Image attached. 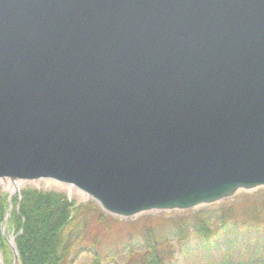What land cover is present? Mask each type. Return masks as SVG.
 <instances>
[{
  "label": "water",
  "instance_id": "water-1",
  "mask_svg": "<svg viewBox=\"0 0 264 264\" xmlns=\"http://www.w3.org/2000/svg\"><path fill=\"white\" fill-rule=\"evenodd\" d=\"M39 181L125 220L263 188L264 0H0V185Z\"/></svg>",
  "mask_w": 264,
  "mask_h": 264
},
{
  "label": "trees",
  "instance_id": "trees-1",
  "mask_svg": "<svg viewBox=\"0 0 264 264\" xmlns=\"http://www.w3.org/2000/svg\"><path fill=\"white\" fill-rule=\"evenodd\" d=\"M10 203L7 232L15 235L19 264H73L82 251L90 253L89 264L104 263L98 242L111 217L94 203L76 205L62 192L30 187L21 189L19 196H12ZM8 206L7 194L0 190V250L5 264L11 263V251L2 234ZM187 215L191 217L186 218ZM75 221L83 223L82 240L86 225L104 228L91 234L88 250L72 233L70 227ZM169 222L168 228L146 227L138 240L129 237L116 252L108 250L106 262L264 264V199L208 206L175 216Z\"/></svg>",
  "mask_w": 264,
  "mask_h": 264
},
{
  "label": "rangeland",
  "instance_id": "rangeland-1",
  "mask_svg": "<svg viewBox=\"0 0 264 264\" xmlns=\"http://www.w3.org/2000/svg\"><path fill=\"white\" fill-rule=\"evenodd\" d=\"M25 187H30V188H34V189H38V190H43V191L53 190L56 192H62L67 196L68 199L75 200L76 205L88 203V202H83V198L81 197V195L78 194L77 192H75L74 190H70L67 187H63L60 184H57V183H54L51 181H39L37 183H30ZM25 187H22V188L20 187L19 190H21ZM0 190L7 194L8 204H11L10 200H11L12 196H14V195L19 196V194H20V191H19L18 193L11 195L10 199L8 200V194L9 193L7 191H3L1 185H0ZM262 199H264V187L256 190L252 195H247V194H243L240 192L230 201L224 202L220 205H213V206H209V207L228 206V205H232V204L246 203V202L255 201V200L260 201ZM91 202L94 203L95 205H97L95 202H93V201H91ZM206 207H208V206H206ZM202 208H204V207H202ZM199 209H201V208H198L196 210H199ZM11 210H12V205H11ZM196 210L183 212V213H176V214L166 213V212L141 214L139 216H136V217H133V218H130L127 220L108 215L111 218L108 220V226L106 227V229L102 233V236L100 237L99 242H98V249L101 252V255L104 259L103 264H113V263H107L106 262L105 254L108 250L111 249L112 251H115V252L118 251L121 244L124 241H126L129 237H131L132 240H138L139 234L146 227L150 226L152 228H159V227L160 228H162V227L168 228L169 224H170L169 221H171V219L174 218L175 216L180 217L181 214H185V213L191 214L192 212H194ZM9 214H10V212H9ZM190 217H191L190 215L186 216V218H190ZM112 218L114 220H112ZM70 228L73 231L72 233L74 235H77L80 237V239L78 241L81 242L80 244H82V246L84 248H86L87 250H88V248H90L89 246L91 245V234L94 232H97L100 229H101V231L104 229L101 226L93 227L91 224L86 225L87 231L85 232V239L82 240V235H83L82 230L84 228L83 223H81V221H75V222H73V224ZM2 234H3L6 242L9 239V237H11L13 234L12 231L7 232V220L5 221V223L2 226ZM13 236H15V235L13 234ZM0 255L2 257L3 264H5L3 253L1 250H0ZM11 257H12V254H11ZM11 261H12V259H11ZM90 261H91L90 253H87L86 251H84V252L82 251L78 255V257L76 258V260L74 261L73 264H89Z\"/></svg>",
  "mask_w": 264,
  "mask_h": 264
},
{
  "label": "bare ground",
  "instance_id": "bare-ground-1",
  "mask_svg": "<svg viewBox=\"0 0 264 264\" xmlns=\"http://www.w3.org/2000/svg\"><path fill=\"white\" fill-rule=\"evenodd\" d=\"M20 191V190H19Z\"/></svg>",
  "mask_w": 264,
  "mask_h": 264
}]
</instances>
